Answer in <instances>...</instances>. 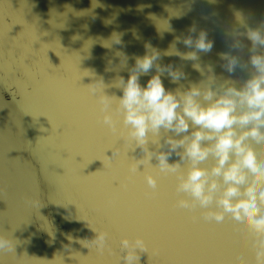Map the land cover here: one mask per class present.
Segmentation results:
<instances>
[{
	"label": "water",
	"instance_id": "1",
	"mask_svg": "<svg viewBox=\"0 0 264 264\" xmlns=\"http://www.w3.org/2000/svg\"><path fill=\"white\" fill-rule=\"evenodd\" d=\"M190 2L0 0V234L15 245L0 253V264H119L121 236L137 235L148 245L139 264H251L229 223L194 221L197 212L174 207L173 177H159L154 196L146 195L142 174L128 178L132 159L143 154L127 152L107 132L88 91L98 77L106 85L117 75L127 78L122 53L142 55L149 41L167 48L173 35L165 32L161 39L157 27L170 30L168 22L177 35L193 21L207 29L215 43L201 58L216 61L226 48L220 28L203 19L212 7L196 0L189 12ZM229 3L257 19L264 13V0H224L221 17ZM113 32L121 34L120 44L110 39ZM162 62L184 65L190 80L200 79L189 62ZM164 85L175 87L166 79ZM105 92L120 94L112 87ZM109 147L119 154L112 156ZM91 229L108 233L111 253L96 251Z\"/></svg>",
	"mask_w": 264,
	"mask_h": 264
},
{
	"label": "clouds",
	"instance_id": "2",
	"mask_svg": "<svg viewBox=\"0 0 264 264\" xmlns=\"http://www.w3.org/2000/svg\"><path fill=\"white\" fill-rule=\"evenodd\" d=\"M195 2L191 0L187 11ZM223 2L206 0L212 11L203 17L221 30L226 50L216 54V61L201 58L215 43L207 29L193 21L177 35L168 22L170 30L157 27L161 39L165 32L173 35L167 48L149 41L142 55L122 53L127 78L117 75L115 84L106 85L98 77V84L96 78L88 91L97 100L99 122L107 132L127 152L139 149L143 154L129 164V179L142 174L150 190L146 195L154 196L158 178L173 177L174 207L197 212L194 221L229 223L251 254V264H264V13L257 19L252 10L229 3L221 17ZM120 36L113 32L110 39L120 44ZM179 44L188 50L181 51ZM165 57L189 62L200 79L190 80L184 65L163 63ZM237 72L242 75L234 79ZM165 79L175 87L166 88ZM107 87L120 94H107ZM106 151L114 156L120 149ZM173 156L178 159L170 163ZM153 159L155 165L150 163ZM139 165H144L143 172ZM31 203L38 206L37 201ZM91 230L95 235L89 241L96 251L111 253L108 233ZM14 247L9 236L0 234V253H11ZM119 250V264H139L148 245L142 236H121Z\"/></svg>",
	"mask_w": 264,
	"mask_h": 264
}]
</instances>
